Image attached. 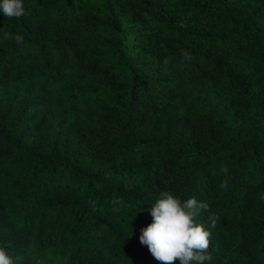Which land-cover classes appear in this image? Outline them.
<instances>
[{
  "label": "trees",
  "instance_id": "16d2710c",
  "mask_svg": "<svg viewBox=\"0 0 264 264\" xmlns=\"http://www.w3.org/2000/svg\"><path fill=\"white\" fill-rule=\"evenodd\" d=\"M24 8L0 16L13 264H164L139 242L160 191L209 205L208 264H264V0Z\"/></svg>",
  "mask_w": 264,
  "mask_h": 264
},
{
  "label": "clouds",
  "instance_id": "9594fccd",
  "mask_svg": "<svg viewBox=\"0 0 264 264\" xmlns=\"http://www.w3.org/2000/svg\"><path fill=\"white\" fill-rule=\"evenodd\" d=\"M25 14L24 0H0V16L19 18ZM20 41L21 37L16 36ZM151 207V222L140 229L139 242L157 261L172 264H208L211 259L210 227L199 222L198 217L209 205L195 196L181 198L169 191H160ZM0 264H13L7 247L0 244Z\"/></svg>",
  "mask_w": 264,
  "mask_h": 264
}]
</instances>
